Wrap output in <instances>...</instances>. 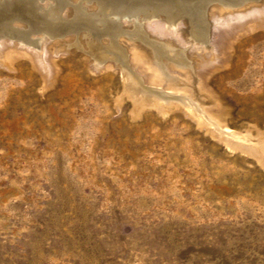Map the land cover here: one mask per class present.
Returning a JSON list of instances; mask_svg holds the SVG:
<instances>
[{
  "label": "rangeland",
  "instance_id": "rangeland-1",
  "mask_svg": "<svg viewBox=\"0 0 264 264\" xmlns=\"http://www.w3.org/2000/svg\"><path fill=\"white\" fill-rule=\"evenodd\" d=\"M182 3L189 22L196 5ZM216 30L210 48L232 47L200 78L227 130L262 131L264 28L219 46ZM81 53L54 57L44 89L27 59L0 66V264H264L257 159L178 110L132 118L131 100L113 103L117 72L108 81Z\"/></svg>",
  "mask_w": 264,
  "mask_h": 264
},
{
  "label": "bare ground",
  "instance_id": "bare-ground-1",
  "mask_svg": "<svg viewBox=\"0 0 264 264\" xmlns=\"http://www.w3.org/2000/svg\"><path fill=\"white\" fill-rule=\"evenodd\" d=\"M182 1L196 5L189 22L180 21L189 14ZM180 25L187 28L182 42L173 35ZM216 27L217 45L234 30H263L264 0H0V66L14 70L27 59L44 89L54 81V57L73 46L92 61L91 71H106L108 81L117 72L121 91L113 103L131 100L132 118L151 108L161 116L181 111L264 168V130H227L224 111L202 81L232 47L230 41L225 52L210 48L208 33Z\"/></svg>",
  "mask_w": 264,
  "mask_h": 264
}]
</instances>
